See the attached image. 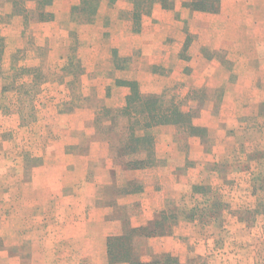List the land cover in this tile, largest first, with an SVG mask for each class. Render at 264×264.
<instances>
[{"label":"rangeland","instance_id":"obj_1","mask_svg":"<svg viewBox=\"0 0 264 264\" xmlns=\"http://www.w3.org/2000/svg\"><path fill=\"white\" fill-rule=\"evenodd\" d=\"M45 1L0 0V252L13 251L8 246L11 241L4 238L7 234L2 230V223L13 219V204L19 202V196L10 195L17 172L22 171L28 182L33 168L40 169L51 164L55 169L54 178H61V157L70 159L69 172L83 167L89 173L85 182L87 185L95 184V187L86 186L84 203L87 209L93 204L104 212L103 221L109 228L102 229V233L107 240L129 234V227H145L151 221L161 220L162 212L169 217L163 223L164 232L157 229L161 235L146 238L139 233L134 240L140 263L152 260L153 256L148 262L142 261V254L151 251L149 239L173 235L178 221L186 225L179 232L193 235L196 241L201 239V246L207 245L214 252L213 259L218 264L223 259H220L219 252L246 256L259 239L263 242L258 250L264 249V0H258L257 4H253L254 0H225L222 4L220 0L218 12H205L191 6L200 1L199 6L206 8V3H216V0H176L181 4L167 0L160 4L166 10L178 4L180 8L198 12L196 20H190V17L188 20H178L182 28H179V34L172 36L171 33L165 37L166 61L170 66H156V70L170 79L163 93L159 94L163 97L161 102L165 103L163 107L175 104L181 111L189 112L192 125L205 128L206 133L196 136L181 124L153 126L150 129L154 139L153 153H145L146 148L142 152L150 155L156 163L136 171L130 170L128 163L140 156L129 157L126 154L129 149V124L133 120L117 112L125 106L126 95L123 91L125 94L130 92L128 87L117 83L131 82L123 80V72L128 64L125 55L129 56V50H118L117 41L119 44V34L125 31L127 25V32L133 31L132 41L141 33L144 18L153 14L156 0L146 6L150 7V11L143 14L137 13L134 4L133 18L128 21L123 19L125 26L112 28L113 31L107 29L115 47L112 51L115 68L110 73L107 71L112 85L106 89L102 84H95L97 78L93 75L88 48L89 43L94 42V37L81 26L91 24L97 17L98 10L93 0H80L71 7L70 15L55 14V0L46 5L41 3ZM223 5L228 18L214 17L221 12ZM111 9L110 3L103 4L106 13ZM254 15L255 20L252 19ZM176 17L179 18V14L176 13ZM211 17H214L213 21ZM258 17L261 25L255 28ZM104 21L107 22V19ZM191 22L197 36L190 34ZM48 25L51 37H45ZM103 29L106 30L105 27ZM225 39L231 42L233 50L230 54L216 50L214 56L217 62L222 61L225 66L219 82L226 79L228 84H216L217 88L211 90L192 86L195 77L190 78L189 66L183 62L199 53L203 58L208 57L202 43L222 45L226 44ZM238 48L239 51L235 50ZM133 53L131 50L130 54ZM242 53L252 57L257 55L260 59L247 58L241 67L238 65V55ZM239 71L252 82L245 85L244 93L236 92V88L239 89ZM92 75L95 82L91 83ZM241 85L244 86V83ZM138 88L141 93L139 85ZM226 88L233 92H228L222 99ZM250 95L257 98H245ZM208 125L213 132H208ZM230 125L236 126L231 128L230 133L224 130L225 137L222 138L224 132L221 128H229ZM219 135L223 144L219 143L216 148L215 139ZM191 138L201 140V154L194 150L199 141L189 144ZM165 140L173 147L171 151L165 149ZM181 145L185 148L182 152L179 151ZM212 148L220 160L209 157V152L205 153V149L209 151ZM77 156L87 160H80L81 165H77ZM183 168L189 170L190 177L179 180V172ZM63 178L70 184L74 182L70 175ZM138 183L142 184L143 192L129 194V189ZM145 191L148 194L159 193V196L166 194L171 199L175 197L177 201L170 202L168 209L176 213L167 215L165 210L157 209L159 199L152 200V196H146ZM30 198L25 196L21 204L29 205ZM33 201L39 205L47 203L56 206L79 202L68 190ZM30 213L25 211L26 219L30 218ZM69 214L71 221L72 213ZM86 214L87 220L90 216L96 218L93 211ZM145 214L152 216V220H145ZM63 215L64 212L60 210L43 212L38 219L56 221L57 227L53 231L57 234H63L62 231L65 235L74 234L76 227L73 229L70 224L61 227L59 221ZM46 226L43 223L34 229V233L45 235ZM83 230L87 236L95 232L93 224L88 222ZM244 235L253 242L238 240ZM29 247L28 243L24 244L23 252L28 251ZM189 247L192 250L195 248L197 253L204 250V247L198 249L189 243L181 251L185 253ZM166 254L180 264L175 254L163 253L154 257ZM193 257L196 258L195 254ZM231 260H235V257Z\"/></svg>","mask_w":264,"mask_h":264},{"label":"crops","instance_id":"obj_2","mask_svg":"<svg viewBox=\"0 0 264 264\" xmlns=\"http://www.w3.org/2000/svg\"><path fill=\"white\" fill-rule=\"evenodd\" d=\"M80 0H55L54 1V12L55 14H69L71 7L77 3H79ZM136 0H93L92 2L95 4V8L98 10L97 17H95V21L88 25H81L83 30H87L91 32V35L94 37V42L89 43L88 48L90 52V62L93 66V75L95 78H97V81L95 82L93 75H92V82L98 83L99 85L102 84L103 88L106 89V87L112 85V80L107 71L112 72V70L115 68V62L113 60L112 51L115 48L112 39L109 37L108 30L112 28H121V25L123 24V19L126 21L133 18V9L134 4ZM167 0H156V4L153 10V14L150 17L144 18L143 21V28L141 29V33L137 34L136 38L132 41L130 38L133 36V31L128 30V25L126 26V29L124 32H121L119 34L120 40L118 45V50L120 49H127L129 50V56L126 54V60L128 62L127 69L123 72V77H125L123 80L131 81V82H137V84L140 86L141 95L144 98L147 97H153L158 100L159 105L165 106V103H162L163 97L159 96V94L163 93L164 86L167 85L168 81L170 79H167L164 76H161L157 73L156 66H163L165 68H168L170 65L168 64L167 60V53L164 44L165 37H168L173 33L172 36L175 34H179V30L181 28V23L178 21H184L188 20V17H190V20L193 18L196 20L197 16L196 13L198 12H191L189 9L183 7L180 8L178 4L181 2H177L176 0L171 1L172 3H178L175 6H172L171 10H166L161 7L160 4L163 2L165 3ZM169 1V0H168ZM194 0H190L189 2H192ZM222 4L226 2L225 0H221ZM236 2V0H234ZM246 2V0H239V2ZM261 2V0H260ZM110 3L113 7V10L106 11L103 10V4ZM187 3V2H184ZM183 3V4H184ZM258 0H254L253 4H257ZM67 7V8H65ZM176 13L179 14V18L176 17ZM79 15V14H78ZM214 17H218L221 19H227L228 13L225 11L224 5L222 6L221 12ZM214 17H211V20H214ZM101 19V20H100ZM107 19V22L104 21ZM252 19H256L255 15ZM93 21V19H92ZM104 22V23H103ZM168 22L170 25H168ZM257 24H254V27L257 28L259 25H261V21L259 20V17L256 21ZM106 28L103 29V28ZM75 28H77L75 26ZM180 28V29H179ZM46 31L45 37H51L52 34H50L49 29L50 25H48ZM185 30V28H184ZM117 31V30H116ZM151 33V36L149 37V32ZM186 32H189L186 28ZM21 34V32H19ZM190 34L191 36L195 34L197 36V30L194 29V26L192 25V22L190 23ZM108 35V36H107ZM164 37V38H163ZM129 40H131L129 43ZM226 44L222 45H212L211 43H202V46L205 48L203 50H207L208 57L203 58L202 54L199 53L195 55L194 58H189L187 62H183V64H187L186 66H189V76L190 78H193L191 85L195 87H205L208 88V90L217 88L216 84L221 83L222 85H227L228 82L226 79L223 81L219 80L223 76L224 72V64L223 62H217L214 56L216 50H222L223 52L230 54L233 50V46H231V42H229L227 39H225ZM123 46V47H122ZM117 48V47H116ZM134 51L133 54H130V52ZM235 50H240L235 49ZM257 51V50H255ZM255 54V52H254ZM169 55V53H168ZM238 55V65L243 67L245 60L247 58L249 59H256L258 58L257 55H253L254 57L250 56V54H244L242 53ZM93 58V60H92ZM162 58V60H161ZM254 59V60H255ZM258 58L257 60H259ZM161 60V61H160ZM93 62V63H92ZM118 67V66H117ZM237 81H238V88H236V92L238 93H244L245 91V85H248V82L251 84V80H246L240 73V71L237 73ZM109 77V78H108ZM217 81L218 83H215ZM184 82V80H183ZM244 83V86L241 84ZM119 89V88H118ZM126 89V88H124ZM228 90V91H227ZM228 92H233L232 90H229L226 88L225 93L222 95V99L225 98V95ZM124 95H128L129 92L125 94V91H123ZM256 96L250 95L249 97L245 98H252ZM257 98V97H256ZM125 100V99H124ZM246 115V114H245ZM247 116V115H246ZM237 120V119H236ZM229 122H235V120H229ZM238 123L239 120H238ZM231 126V125H230ZM236 126V125H235ZM234 126V127H235ZM245 128L246 126L243 125ZM233 126L225 128L224 126L221 128L224 132L225 131H232L234 128ZM239 127V125H238ZM225 128V129H224ZM213 132V128L208 125V132ZM235 133V132H234ZM232 135V134H230ZM219 136L216 137L215 142L216 148L219 147V143L223 144L221 142V139L225 137L224 134L221 135V139ZM220 139V140H219ZM190 142H195L196 140L199 141L197 138H191L189 139ZM188 144V143H187ZM198 145L196 146V151H198L200 154L202 153L201 147V140ZM165 149L167 148L169 151L173 148L172 146H169L167 144V140L164 141ZM185 148L183 145H181V148L179 151H183ZM216 150V149H215ZM209 157L212 159H215L218 161L219 155L217 153H214V148L211 150L205 149V153L208 154ZM217 154V156H215ZM166 156V155H165ZM164 156V157H165ZM108 159V158H107ZM74 160V158L72 159ZM75 160L77 162V165L80 164V160L82 162H85L86 158H81L79 156L75 157ZM69 161L70 159L68 157H61L60 158V164L59 167L61 171V178H54L55 177V169L51 167V164H47L44 167H41L40 169H37L36 167L33 168L31 177L29 178L28 182L26 181L24 177V173L22 171H18L15 176L14 186L13 189H10V195L12 196H19L17 199H19V202H15L13 211L14 214L12 215L13 219L11 221H7L6 223H2V230L4 233L7 234V236L4 235V238H8V240L11 241V244L8 245L10 248H12L13 251H3L0 252V264H109L108 254H107V237L103 235L102 229H108L109 225L105 224L103 221V214L101 208H97L93 206V204L90 205V208L87 209V205L84 203L86 200V186L95 187V184H86V176L89 174L83 167L77 168L76 171L69 172ZM108 161V160H107ZM216 162V161H214ZM189 170H186L185 168L180 170L179 174V180H182L183 177L189 178ZM186 172V173H185ZM206 172V169H205ZM45 175V176H44ZM54 175V176H53ZM64 175H70L71 179L74 180L72 184L66 182L63 178ZM260 176V175H259ZM72 180V181H73ZM178 180V181H179ZM71 191L74 196L77 197L79 202L74 203H63L61 206H56L55 204H47L39 205L35 203L33 200H37V198H41L44 196H48L51 194H55L57 191ZM147 191V190H146ZM145 191V193H147ZM91 192H89L90 194ZM144 195V193H143ZM152 196V200L159 199V204L157 206V209H163L168 214L176 213L175 211H170L168 207L170 206V202L177 201L176 198H168V195L162 194L159 196V193L156 195L154 193L146 194V196ZM25 196H29L30 198V204L25 206L21 204V202L24 200ZM33 199V200H32ZM81 200V201H80ZM162 204H164L162 206ZM179 206V205H177ZM183 207V206H182ZM64 212V215L62 216L61 220L59 221L61 224V227H65L64 224L67 226L72 225V228L77 230H74V234L72 235H65V232L62 231L63 234H57L53 231L55 227H57V223L54 220H48L41 221V219H38L41 217V214L43 212H52V211H58ZM25 211H29L30 218H25ZM87 211H93L94 217L96 218H90L86 219V212ZM155 211V210H154ZM17 212V213H16ZM69 213H72V219L69 221ZM145 220H152V216L147 217L146 214ZM71 222V223H70ZM86 222L88 224H93V227L95 229V232L90 236L85 235V228ZM43 223H46L47 226L44 227L45 231L47 232L45 235L41 233V235H36L34 233V229H38L40 225ZM180 223V224H179ZM142 224H145L144 222ZM56 225V226H55ZM176 227V231L173 235L163 237L160 239H149L150 241V248L151 251L147 254H142V261L148 262L150 261L151 257L163 254V253H171L175 254L179 257L180 264H201L199 261H205L204 264H218L214 261V252H211L208 246H201V242L199 240L196 241V238H192L193 235H182L179 231L182 230L183 227H186L185 224H183L181 221H178V224ZM41 228V227H40ZM81 228V229H80ZM166 228V227H165ZM178 229V230H177ZM250 237L244 235L243 237L239 238L238 240H242L244 243H250L253 242L252 239H249ZM195 242H197L195 244ZM263 242L262 239L258 240V243L254 244L253 250H248V254L245 256L240 255V253L237 255L231 256L230 253L224 252L220 254L221 264H264V262H261V253H259V247L261 243ZM29 244L30 247L26 252H23V245ZM189 243H193L196 248L201 249V247H204V250H200V252L197 253V251H194L195 248L189 247L185 253L184 251H181V249H186L187 245ZM252 249V248H251ZM6 250V249H5ZM247 252L246 250H243ZM193 254H195L196 258L193 257ZM213 254V255H212ZM218 255V254H215ZM211 256V257H210ZM152 257V258H153ZM232 257H235V260H231ZM229 260V261H228Z\"/></svg>","mask_w":264,"mask_h":264},{"label":"trees","instance_id":"obj_3","mask_svg":"<svg viewBox=\"0 0 264 264\" xmlns=\"http://www.w3.org/2000/svg\"><path fill=\"white\" fill-rule=\"evenodd\" d=\"M50 1L51 0H46L41 3L46 5ZM154 1L155 0H136L135 9L137 13H148L150 7L146 8V6L153 4ZM219 2L220 0H216L217 4L214 1L206 3L208 5L206 8H201L199 6L200 1L199 3L191 4V6L205 12H218ZM144 10H146V12H144ZM137 16L139 17L138 14ZM32 70L35 72L37 71L36 69ZM117 83L128 87L130 90L125 99V106L117 111L120 115L128 116L130 120H133V122L129 124V146L127 147L129 149L126 154L129 157L140 156V158L129 160L128 164L130 170L136 171L147 169L156 163V161L150 157L153 153L154 147V139L150 133V129L153 126L181 124L185 125L184 129L196 136H202L206 133L205 128L193 126L191 123V114L189 112L181 111L175 104L165 108L159 105L158 100L153 97L144 98L139 92L137 83L125 81H117ZM143 148H146L147 151H145V153H150V155L143 153ZM141 192H143V187L142 184L139 183L135 187L129 189V194H139ZM161 217V220H155L154 222L151 221L145 227H129V234L108 238L107 254L109 264H119L124 262L130 264H176V259L168 254L153 257L148 263H140L138 259L139 255L135 252L134 240L139 236V233L141 234L140 236L148 238L157 236V229H161L162 232H164L163 223L168 220L169 217H166L163 212ZM152 227H154V229H151ZM158 235H161V233ZM259 253H261V262H264V249L261 248Z\"/></svg>","mask_w":264,"mask_h":264}]
</instances>
